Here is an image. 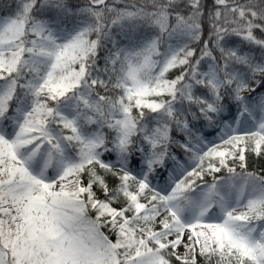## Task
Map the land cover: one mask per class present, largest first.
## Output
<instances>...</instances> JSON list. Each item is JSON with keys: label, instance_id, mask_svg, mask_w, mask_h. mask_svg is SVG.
I'll return each instance as SVG.
<instances>
[{"label": "snow or ice", "instance_id": "1", "mask_svg": "<svg viewBox=\"0 0 264 264\" xmlns=\"http://www.w3.org/2000/svg\"><path fill=\"white\" fill-rule=\"evenodd\" d=\"M0 264H264V0H0Z\"/></svg>", "mask_w": 264, "mask_h": 264}]
</instances>
